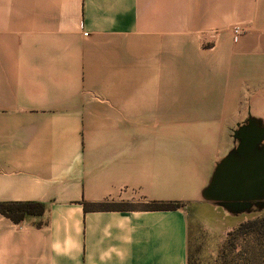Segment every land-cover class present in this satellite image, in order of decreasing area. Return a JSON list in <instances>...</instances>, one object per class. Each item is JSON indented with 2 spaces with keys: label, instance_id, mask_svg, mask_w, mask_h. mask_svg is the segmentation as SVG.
<instances>
[{
  "label": "crops",
  "instance_id": "0c3cea01",
  "mask_svg": "<svg viewBox=\"0 0 264 264\" xmlns=\"http://www.w3.org/2000/svg\"><path fill=\"white\" fill-rule=\"evenodd\" d=\"M250 115L264 0H0V203L45 205L0 211V264H189Z\"/></svg>",
  "mask_w": 264,
  "mask_h": 264
},
{
  "label": "water",
  "instance_id": "95a60500",
  "mask_svg": "<svg viewBox=\"0 0 264 264\" xmlns=\"http://www.w3.org/2000/svg\"><path fill=\"white\" fill-rule=\"evenodd\" d=\"M236 145L217 164L205 200L233 215L264 209V121L250 115L233 130Z\"/></svg>",
  "mask_w": 264,
  "mask_h": 264
},
{
  "label": "rangeland",
  "instance_id": "374dc122",
  "mask_svg": "<svg viewBox=\"0 0 264 264\" xmlns=\"http://www.w3.org/2000/svg\"><path fill=\"white\" fill-rule=\"evenodd\" d=\"M216 219L212 212L198 218L191 215L190 257L193 264H264V238L239 236L231 231L237 222L264 215V209ZM243 220V221H245ZM241 223V222H240ZM232 229H227V227ZM235 226V227H233Z\"/></svg>",
  "mask_w": 264,
  "mask_h": 264
},
{
  "label": "trees",
  "instance_id": "16d2710c",
  "mask_svg": "<svg viewBox=\"0 0 264 264\" xmlns=\"http://www.w3.org/2000/svg\"><path fill=\"white\" fill-rule=\"evenodd\" d=\"M182 204L177 201L171 202H152L145 205L146 208L151 209H176ZM92 205L85 203L86 208ZM101 208L114 207L108 204H101ZM45 210V205L41 202H2L0 203V211L6 216L14 219L15 221L21 220L27 214L41 215ZM235 237L250 236L264 238V215H259L254 218L242 221L235 229L231 231ZM189 264H193L191 257H189Z\"/></svg>",
  "mask_w": 264,
  "mask_h": 264
},
{
  "label": "built area",
  "instance_id": "2783aa9c",
  "mask_svg": "<svg viewBox=\"0 0 264 264\" xmlns=\"http://www.w3.org/2000/svg\"><path fill=\"white\" fill-rule=\"evenodd\" d=\"M236 32H240V30L237 28V29H236Z\"/></svg>",
  "mask_w": 264,
  "mask_h": 264
}]
</instances>
